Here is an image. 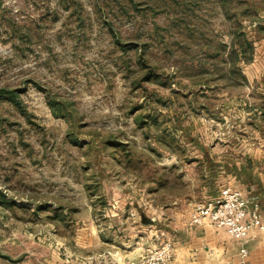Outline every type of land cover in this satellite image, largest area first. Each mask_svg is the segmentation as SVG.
Here are the masks:
<instances>
[{
  "label": "rangeland",
  "instance_id": "1",
  "mask_svg": "<svg viewBox=\"0 0 264 264\" xmlns=\"http://www.w3.org/2000/svg\"><path fill=\"white\" fill-rule=\"evenodd\" d=\"M244 8L230 20L219 0H0V87L22 100L0 101V190L15 200L0 201V264H111L113 203L191 192L196 205L208 179L228 182L214 173L244 157L236 137L256 117L218 44L239 26L264 42V0Z\"/></svg>",
  "mask_w": 264,
  "mask_h": 264
},
{
  "label": "crops",
  "instance_id": "2",
  "mask_svg": "<svg viewBox=\"0 0 264 264\" xmlns=\"http://www.w3.org/2000/svg\"><path fill=\"white\" fill-rule=\"evenodd\" d=\"M243 64L247 82L251 86V95L249 92L246 94V103L249 102V106H246L247 114L255 111L256 118L251 119V128L246 125L244 127V123L240 127L247 131L253 129V134L250 131L249 137H236L238 145L247 146L243 150L244 157L235 160L232 168L214 173L220 178L223 173L224 176L227 174L231 177L228 182L225 180L215 184L208 182V179L198 198L203 201L214 200L222 187L230 185L240 189L250 200L258 202L264 217V151L252 147L264 144V42L257 43L254 58ZM261 131L262 136H259ZM211 173L209 171L206 177L209 178ZM142 199L145 198L128 202L122 200L117 205L113 203L112 225L123 247L112 244L107 249L105 263L148 264L143 259L150 250L168 239L173 244L174 259L179 264H242L240 241L210 222L192 224L196 200L191 192L176 195L167 204ZM117 207L120 210L114 212ZM247 246V264H264V230H258L247 242ZM94 258L97 259V256L91 253L78 256V264H95L92 260Z\"/></svg>",
  "mask_w": 264,
  "mask_h": 264
},
{
  "label": "built area",
  "instance_id": "3",
  "mask_svg": "<svg viewBox=\"0 0 264 264\" xmlns=\"http://www.w3.org/2000/svg\"><path fill=\"white\" fill-rule=\"evenodd\" d=\"M191 222L192 224L210 222L240 241L242 264H247L249 256L247 242L258 230H264V217L259 203L250 200L240 189L230 185L224 186L216 199L197 203ZM143 262L179 264L174 259V247L168 239L151 249Z\"/></svg>",
  "mask_w": 264,
  "mask_h": 264
},
{
  "label": "trees",
  "instance_id": "4",
  "mask_svg": "<svg viewBox=\"0 0 264 264\" xmlns=\"http://www.w3.org/2000/svg\"><path fill=\"white\" fill-rule=\"evenodd\" d=\"M247 0H219V4L221 5L223 11L226 13V16L232 20L235 19L236 16L239 14L246 15L248 14L246 8L244 10L239 9L240 7L244 6ZM186 4V3H185ZM183 5L182 10L189 8V6ZM132 8L137 9V3H133ZM185 7V8H184ZM247 7V6H246ZM191 11L194 15L197 14L195 12L194 7H190ZM126 13H129V7L127 6L125 9ZM196 13V14H195ZM251 15V14H248ZM237 18V17H236ZM236 23V22H235ZM233 23V24H235ZM191 32L196 28L194 26L186 25ZM231 35V42H227L222 40L219 42L218 46L221 52L224 54V72L223 74L226 75L230 74L232 76L237 77V81H247V77L243 71V67L241 65L242 62H250L254 58V51H255V42L250 39L245 31L241 29V27L232 28ZM119 42L122 41L118 39ZM125 49V48H124ZM223 69V68H222ZM2 100H9L16 104L18 107H22V100L20 97V93L18 88H7V87H0V101ZM0 201L8 206L10 204H15V200L12 198L7 197L6 193L0 190Z\"/></svg>",
  "mask_w": 264,
  "mask_h": 264
}]
</instances>
